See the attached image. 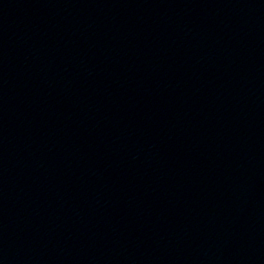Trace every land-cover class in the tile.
Instances as JSON below:
<instances>
[{
    "label": "water",
    "instance_id": "water-1",
    "mask_svg": "<svg viewBox=\"0 0 264 264\" xmlns=\"http://www.w3.org/2000/svg\"><path fill=\"white\" fill-rule=\"evenodd\" d=\"M0 264H264V0H0Z\"/></svg>",
    "mask_w": 264,
    "mask_h": 264
}]
</instances>
